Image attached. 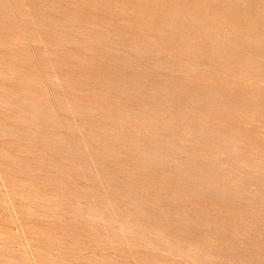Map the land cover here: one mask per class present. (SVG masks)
<instances>
[{
    "label": "rangeland",
    "instance_id": "obj_1",
    "mask_svg": "<svg viewBox=\"0 0 264 264\" xmlns=\"http://www.w3.org/2000/svg\"><path fill=\"white\" fill-rule=\"evenodd\" d=\"M0 264H264V0H0Z\"/></svg>",
    "mask_w": 264,
    "mask_h": 264
}]
</instances>
